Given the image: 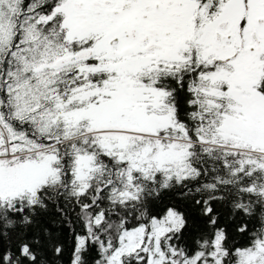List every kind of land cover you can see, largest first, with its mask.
<instances>
[{"label": "snow or ice", "instance_id": "6c2138e0", "mask_svg": "<svg viewBox=\"0 0 264 264\" xmlns=\"http://www.w3.org/2000/svg\"><path fill=\"white\" fill-rule=\"evenodd\" d=\"M0 264H264V0H0Z\"/></svg>", "mask_w": 264, "mask_h": 264}]
</instances>
